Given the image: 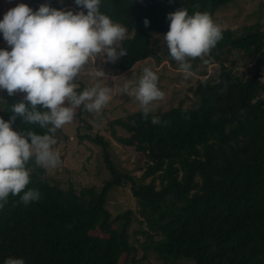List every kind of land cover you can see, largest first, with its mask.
I'll use <instances>...</instances> for the list:
<instances>
[{
  "label": "trees",
  "instance_id": "16d2710c",
  "mask_svg": "<svg viewBox=\"0 0 264 264\" xmlns=\"http://www.w3.org/2000/svg\"><path fill=\"white\" fill-rule=\"evenodd\" d=\"M50 1L56 8L74 4L83 10L75 0ZM228 1L101 0L100 11L131 31L120 42L127 54L115 66L126 70L150 56L151 35L169 31V13L187 8L190 15L200 11L212 17ZM220 28L222 39L206 56L208 62L220 60V51L231 47L251 57V72L235 70V58L229 64L221 60L216 79L196 84L197 106L180 102L151 112L147 120L142 110L116 118L129 131L116 139L149 158L139 176L113 163L108 141L98 134L78 135L102 146L110 178L98 189L60 186L29 162L32 171L25 191L38 190L41 198L25 206L10 194L0 210V264L9 257L22 258L25 264H119L121 258L125 264L129 254L131 262L151 254L152 264H264V30L249 25L241 33ZM257 53L260 59L254 58ZM22 101L28 103L5 93L0 118L9 121L14 115L11 105ZM153 116L167 123L153 125ZM12 126L21 134L45 131L25 124L22 117ZM126 184L144 222L139 230L144 237L137 246L128 230L134 210L112 215L105 207L112 191ZM96 228L104 235L91 232ZM138 245L142 254L135 258Z\"/></svg>",
  "mask_w": 264,
  "mask_h": 264
},
{
  "label": "clouds",
  "instance_id": "9594fccd",
  "mask_svg": "<svg viewBox=\"0 0 264 264\" xmlns=\"http://www.w3.org/2000/svg\"><path fill=\"white\" fill-rule=\"evenodd\" d=\"M75 3L86 9L87 14L47 5L33 11L28 5L20 4L0 21V32L11 48V51L0 49V90H6L9 96L26 93L24 100L28 102L11 105L14 115L9 121L0 118V210L9 203L10 194L19 196V203L25 206L40 200L38 190L25 191L32 171L26 165L34 161L35 167L49 170L61 164L60 152L54 149L57 144L54 137L73 121L75 109L82 106L88 113H100L114 95L127 94L138 103L147 120L153 102L165 98L158 87L157 73L149 67L143 69L138 80L112 77L114 86H103L102 80L107 76L102 68L95 66L96 61L99 58L115 62L127 54L119 46L126 38L127 29L100 11L101 0H75ZM167 19L169 31L161 42L188 79L192 75L191 61L203 60L222 39V30L207 12L190 15L185 8L169 13ZM149 23L145 19V27ZM86 67L97 82L78 92L77 80ZM17 117H22L25 124L39 126L44 133L14 131L12 123ZM151 123L167 121L153 116ZM4 264H25V261L9 257Z\"/></svg>",
  "mask_w": 264,
  "mask_h": 264
},
{
  "label": "rangeland",
  "instance_id": "374dc122",
  "mask_svg": "<svg viewBox=\"0 0 264 264\" xmlns=\"http://www.w3.org/2000/svg\"><path fill=\"white\" fill-rule=\"evenodd\" d=\"M20 4L28 5L33 11H37L41 5H47L57 10L72 11L73 13L80 12V10L75 8L74 4H67L56 8L50 0H0V21L3 20L5 14L10 9ZM81 11L87 14L86 9ZM212 19L220 27L233 28L236 33H241L244 27L248 25L264 30V0H229L214 11ZM130 34L131 31L127 30L126 36ZM162 36V34L153 32L150 38L152 54L145 59L137 61L129 69L121 70L116 67L115 62L118 59L115 62H104L98 58L95 66L102 68L108 78L102 80L103 86H114L112 77H125V79L138 80L142 75L143 69L149 67L157 73L159 77L158 87L165 93L164 100L153 102V111L165 110L180 102L184 106L194 107L198 104V100L193 94L196 84L204 78L216 79L221 60L229 64L230 59L235 58L236 64L234 69L244 72V75H247L253 69L251 57L243 56L241 52L231 47H226L220 51V60L208 62L206 59L207 55L203 57V60L200 58L192 60V75L188 79H185L184 74L179 71L178 64L169 56L166 45L161 42ZM0 49L11 51V48L8 47L3 38L2 32H0ZM261 55L257 53L254 58L260 59ZM204 60L207 63H204ZM89 71L90 69L86 67L80 74L77 80L78 92L86 87L93 86L97 82L88 74ZM261 71L262 80L264 81V52ZM5 93H7L6 90H0V98ZM16 95L24 98L26 93L17 92ZM78 110L79 108L75 109L73 121L66 124L62 129H59L54 137L57 140L54 149L60 152L61 164L56 169H44L43 176L49 181L57 182L63 187L71 184L76 190L83 186H94L98 189L105 180L110 178V170L105 161L102 146L99 142L90 140L87 137H79L78 135L81 133L101 135L108 141L107 152L113 163L120 170H129L132 174L139 176L149 158L144 152L137 150L134 145H124L115 137L117 135L129 134V131L116 123L115 119H125L129 113L141 110L134 98L129 97L127 94H116L100 113H88L83 111L82 106L80 107V114H77ZM12 129L17 132L13 126ZM26 167L30 168L29 165H26ZM150 177L148 176L145 181H148ZM107 198L109 199L105 207L112 215L122 212L126 208L134 210L135 217L129 224L128 230L131 241L137 246L138 242L144 237V234L139 232V230L144 228V222H141L143 217L138 211L136 212L138 204L129 188V184L123 187H116ZM91 232L104 235L98 228ZM141 254L142 248L138 245L134 257L139 258ZM130 255L125 260V264H152L154 260L153 255L149 254L138 262H131ZM122 261L123 258L120 259L119 264Z\"/></svg>",
  "mask_w": 264,
  "mask_h": 264
}]
</instances>
